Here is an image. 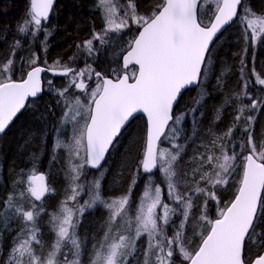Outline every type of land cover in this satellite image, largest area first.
I'll list each match as a JSON object with an SVG mask.
<instances>
[{
  "label": "snow or ice",
  "instance_id": "snow-or-ice-1",
  "mask_svg": "<svg viewBox=\"0 0 264 264\" xmlns=\"http://www.w3.org/2000/svg\"><path fill=\"white\" fill-rule=\"evenodd\" d=\"M54 4L55 0H29L28 12L17 26L20 35L33 41L42 34L39 44L45 53ZM96 7L102 24L77 45L84 52L83 67L60 60L48 66L46 58L41 66L35 51L20 55L19 39L0 62V134L30 98L38 99L45 91L42 73L67 78L62 88L48 80L47 90L62 110L59 126L53 129L57 134L53 159L57 150L66 151L70 180V194L50 216L56 239L45 256L37 221L46 211V194L55 189L46 182V174L38 172L35 155L30 168L16 173L0 207V234L12 231L13 222L17 225L3 264H81L83 249L76 228L85 210L97 204L109 216L103 238L93 245L91 264H264V140L257 142L254 128L256 113L264 109V76L253 67L255 85L260 87L250 88L241 59L243 86L225 98V103L235 105L231 126L221 135L212 133L207 143L201 140L204 151L197 149L187 161L186 144L196 141L179 127L188 115L194 125L198 123L195 114L207 96L204 82L211 71L214 37L241 9L245 40L250 31L253 44L264 43V13H255L245 0H160L147 13L140 11L137 0H97ZM106 51L118 67L97 71L93 64ZM17 72L20 77L14 79ZM217 86L222 87L220 77ZM193 91L197 97L192 106L175 113L183 94ZM216 111L218 120L220 109ZM138 113L146 116L147 125L137 171L125 194L106 199L101 190L103 162ZM182 136L185 143L178 142ZM192 136H197L195 127ZM164 142L170 147L162 148ZM86 169H95L100 176L88 181V199L80 204ZM157 173L163 176L161 183H156ZM236 174L238 186L230 183ZM141 180L144 188L136 203L132 190ZM232 187L233 198L224 202L222 197ZM142 237L146 239L138 243ZM64 248L67 252H62Z\"/></svg>",
  "mask_w": 264,
  "mask_h": 264
},
{
  "label": "trees",
  "instance_id": "trees-1",
  "mask_svg": "<svg viewBox=\"0 0 264 264\" xmlns=\"http://www.w3.org/2000/svg\"><path fill=\"white\" fill-rule=\"evenodd\" d=\"M137 3L140 6V11L147 13L160 3V0H137ZM245 4L257 14L264 13V0H245ZM96 5L97 0H57L55 10L50 17L51 35L47 37L48 47L45 53L39 44V41L44 39L42 34L36 41H33L30 36L23 37L17 32V26L28 12L29 0H0V62L10 56L14 41L19 39L21 41L20 55L28 57L35 51L40 57L38 63L41 66H44L43 61L46 58L48 66H51L53 61L60 60L74 67H83L84 52L82 48H77V45L90 38L93 27L99 29L102 24L101 15ZM243 15V10H240L236 22L224 31L225 33L213 47L209 64L211 71L209 78L204 82L207 96L203 107L195 114L198 123L194 125L193 116L188 115L179 125L184 130V135L191 136L192 140L196 141L195 144L191 140L187 142L184 161L193 156L197 149L201 152L204 151L200 147L201 140L207 143L213 138L212 133L221 135L231 126L235 115V105L225 103V98L230 97L233 91H240L243 86L240 73L242 58L246 65L244 76L252 81L250 88L260 87L255 85L252 69L254 67L257 73L264 76V43L258 40L256 45H253L250 34L249 39L245 40V28L240 19ZM206 21H208L207 18L204 22L206 23ZM246 47L247 52L245 53ZM73 56L76 59L70 61L69 57ZM16 61L19 65V56L16 57ZM93 66L97 71L105 72L109 68L118 67L116 58L108 51L102 54ZM19 77V72L13 76L14 79H19ZM217 77L221 78L222 87L217 86ZM48 80H52L56 88H62L67 83L66 77L53 76L52 73L47 72L44 76L45 91L43 95L37 100L30 101L12 126L0 137V207H2L3 198L12 190V181L16 177V173L21 168H30L31 157L34 155L39 157L38 172L46 174L49 186L55 189L54 193H49L44 198L46 211L41 213L37 221L41 230L40 235L43 239V254L45 256L51 250V245L56 239L55 232L52 231L50 216L58 211L66 194H70V180L66 176L68 172L66 151L57 150L56 159H53V143L57 135L53 129L58 127L62 110L56 106L57 97L47 90ZM193 97H197L196 91L186 92L174 112L179 113L185 105L191 107ZM244 102L247 103V100L245 99ZM216 109H220V119L218 120L216 119L218 115ZM256 117L255 138L259 142L264 140V109L256 113ZM193 127H195L199 138L192 136ZM69 135H71L70 129ZM145 137L146 120L143 116H138L128 126L120 143L112 148L108 159L103 164V173L107 171L105 178L107 186L104 192L106 199L125 194L131 186L133 175L137 171L138 154L142 151ZM64 138L67 139V137ZM178 142L185 143L183 136ZM160 146L162 148L170 147L167 142ZM86 171L90 180L82 178L81 181L84 182V185H87L88 181L94 177L100 176L99 171L94 172L89 169ZM141 176H143L142 172ZM155 179L156 183H161L163 176L157 173ZM238 180L239 175L236 174L230 183L238 186ZM161 187L165 186L161 184ZM143 188L144 183L141 180L132 190V201H136L141 196ZM235 190V187H232L225 193L222 200L224 202L231 200ZM164 194L166 196V191ZM36 203L40 204V202ZM108 216L107 209L102 205H96L92 209H86L80 217L76 234L82 242L81 264H91L94 253L93 245L98 244V241L103 238L104 232L107 230ZM10 227L13 229L12 231L4 230L0 234V264H3L7 257L12 237L16 234L14 231L17 227L16 223L13 222ZM2 228L3 222L0 221V229ZM188 235L191 233L189 232ZM145 239L142 237L138 243H143ZM62 252H67V249H62ZM72 258L69 256V259ZM58 259L62 260L63 255ZM132 264H135V261Z\"/></svg>",
  "mask_w": 264,
  "mask_h": 264
},
{
  "label": "water",
  "instance_id": "water-1",
  "mask_svg": "<svg viewBox=\"0 0 264 264\" xmlns=\"http://www.w3.org/2000/svg\"><path fill=\"white\" fill-rule=\"evenodd\" d=\"M56 2H57V0H55L54 9H55V6H56ZM239 11H240V9H238V15H239ZM51 15H52V14H50V17H51ZM237 18H238V17H237ZM237 18H234L233 21L229 22V24L224 25V27L221 28V30L217 33V36L214 37V39H213V43L210 45V48L213 46V44H214L215 41L219 38V36H220V35H221V34H222V33H223L228 27H230V26L236 21ZM44 74H45V72L41 74V79H42L43 86H44ZM185 93H186V92H185ZM185 93H184V94H185ZM184 94H183V95H184ZM42 95H43V93L40 95V97H41ZM40 97H39V98H40ZM39 98H38V99H39ZM35 100H37V99H35ZM30 101H34V100H33L32 98H30L29 101L26 102V103L28 104ZM177 106H178V105H177ZM177 106L174 107V110L176 109ZM24 110H25V109H22V110H21V113H22ZM21 113H18V114H17V117H18ZM138 116H143V117L146 119V116H145L144 114H142V113H138V114H136L135 118L138 117ZM17 117L14 118V120H13V122L10 124L9 128H10V127L12 126V124L15 122V120L17 119ZM133 120H134V119H133ZM133 120H132V121H133ZM132 121H131V122H132ZM170 123H171V122H170ZM146 125H147V119H146ZM9 128H8V129H9ZM8 129H6V131H7ZM6 131H5V133H6ZM5 133L0 134V137H1L2 135H4ZM106 158H107V157H106ZM104 163H105V162H103V164H104ZM91 170H92V171H97V170H95V169H91ZM46 182H47V177H46ZM47 183H48V182H47ZM47 195H48V194H46L45 197H47Z\"/></svg>",
  "mask_w": 264,
  "mask_h": 264
},
{
  "label": "rangeland",
  "instance_id": "rangeland-1",
  "mask_svg": "<svg viewBox=\"0 0 264 264\" xmlns=\"http://www.w3.org/2000/svg\"><path fill=\"white\" fill-rule=\"evenodd\" d=\"M213 7H214V4H213ZM55 10V9H54ZM53 10V11H54ZM202 11H204V9H201V12ZM206 23H208V21H206ZM242 24H243V26H244V28H245V23L244 22H242ZM249 34H250V31H249ZM252 44H253V42H252ZM253 45H256V43L255 44H253ZM47 72H45V74H46ZM49 73H51V72H49ZM45 74H44V76H45ZM146 120V119H145ZM58 126H59V124H58ZM238 133L237 132H234L233 133V135L234 136H236ZM236 143H238V141H236ZM86 170H88V169H86ZM107 171H105L104 172V175H103V177H102V179H101V190H102V194H103V196L105 197V195H104V192H105V189H106V186H107V184H106V180H105V178H106V176H107V173H106ZM99 177V176H98ZM83 179H84V177H82ZM81 178V179H82ZM87 179L88 180H90V177H87ZM88 184L87 185H85V194H83L81 197H79L78 199H79V203L80 204H83L84 203V201L86 200V199H88V196H87V194H86V192H87V188H88ZM80 198L82 199V201L80 202ZM139 198H140V196L138 197V199L136 200V201H133V202H136V203H138L139 202ZM70 204H72L73 202H69ZM98 206H100L99 204H97ZM94 207H96V206H94ZM94 207H92V208H94ZM92 208H89V209H92Z\"/></svg>",
  "mask_w": 264,
  "mask_h": 264
},
{
  "label": "flooded vegetation",
  "instance_id": "flooded-vegetation-1",
  "mask_svg": "<svg viewBox=\"0 0 264 264\" xmlns=\"http://www.w3.org/2000/svg\"><path fill=\"white\" fill-rule=\"evenodd\" d=\"M240 10H241V9H240ZM239 12H240V11H239ZM238 16H239V15H238ZM236 20H237V19H236ZM235 22H236V21H235ZM235 22H234V23H235ZM234 23H233V24H234ZM233 24H232V25H233ZM228 28H229V27H228ZM224 33H225V32H223V33L219 36V38H220ZM219 38L215 41V43L219 40ZM251 42H252V41H251ZM215 43H214L213 46L211 47V53H212V50H213V47H214ZM136 119H137V117H136L131 123H133ZM131 123H130V124H131ZM130 124H129L128 126H130ZM121 138H122V137H120V139H121ZM111 150H112V149H111ZM111 150H110V151H111Z\"/></svg>",
  "mask_w": 264,
  "mask_h": 264
}]
</instances>
